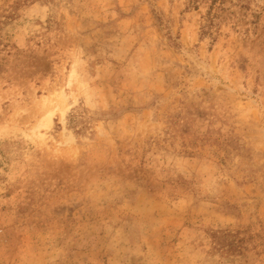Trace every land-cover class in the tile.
Here are the masks:
<instances>
[{"label": "rangeland", "instance_id": "1", "mask_svg": "<svg viewBox=\"0 0 264 264\" xmlns=\"http://www.w3.org/2000/svg\"><path fill=\"white\" fill-rule=\"evenodd\" d=\"M0 264H264V0H0Z\"/></svg>", "mask_w": 264, "mask_h": 264}, {"label": "trees", "instance_id": "2", "mask_svg": "<svg viewBox=\"0 0 264 264\" xmlns=\"http://www.w3.org/2000/svg\"><path fill=\"white\" fill-rule=\"evenodd\" d=\"M213 1H215V0H213ZM213 23H214L213 17H208L207 18V23L203 27L205 28V26H206L207 28H211Z\"/></svg>", "mask_w": 264, "mask_h": 264}]
</instances>
